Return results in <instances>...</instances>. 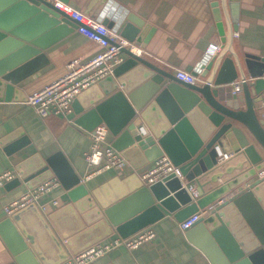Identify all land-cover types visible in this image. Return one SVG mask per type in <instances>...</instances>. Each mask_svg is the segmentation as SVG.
Wrapping results in <instances>:
<instances>
[{
	"label": "crops",
	"instance_id": "1",
	"mask_svg": "<svg viewBox=\"0 0 264 264\" xmlns=\"http://www.w3.org/2000/svg\"><path fill=\"white\" fill-rule=\"evenodd\" d=\"M85 2L86 0L69 1L79 10ZM97 4L95 2L94 7ZM215 8L219 9L223 35L219 33ZM103 17H108L113 22L109 28L119 34L126 25H133L130 21L132 18L141 21L134 40L130 42L131 51L174 75L177 69L195 72L203 66L204 70V67L213 61L211 68H208L202 77L204 83L209 82L210 86L214 87V79L223 61L230 62L231 59L241 74L231 82H222L217 86L229 94L234 93L233 82L236 80H241L242 77H247L249 83L255 80L246 75V59L264 61V0H105L99 15L93 18L102 22ZM26 20L30 21L29 18ZM102 49L103 45L74 28L64 37L42 49L44 61L40 65L34 64L32 70H27L31 72L18 82L11 83L0 76V175L6 171L14 173V178L0 187V264H52L65 255L69 257L76 254L78 251H75L87 241L94 240L90 244L93 245L106 243L120 236L105 214L100 218L104 220L102 226H97L100 219L90 223L85 220L83 216L86 211L82 214L76 203L87 196L91 195L94 206H100V202L112 200L116 202L117 198L121 202L128 198V202L116 209L118 215L127 216L139 210L136 201L129 198L140 182L146 185L141 173L151 165L154 158L165 154L156 139L155 146H150L149 149L158 148L153 150L154 155L150 157L151 154L148 155L134 139L135 129L130 130L129 138L133 139V143L129 144L128 139L123 140L125 146L119 150L127 157L128 163L125 168L109 169L86 177L92 169L84 158V153L88 151L92 142L91 132L104 124L108 130L106 141L111 145L115 144L123 133L114 135L104 121L92 130L77 123L76 120L88 111L84 102L78 99L80 93L73 104L79 100L80 109L83 110L77 112L72 104V111L67 115L49 114L41 117L25 103L30 94L61 77L65 73L68 61L77 57L88 59ZM16 51L13 50L4 56H11ZM229 62L224 68L225 73L232 70ZM133 70V68L127 70L125 74L130 77ZM262 82L264 85V81ZM241 92L237 94L241 95ZM260 93H264V88ZM260 93H255V97L258 98ZM107 97L105 95L103 99ZM240 105L243 107L244 103L241 102ZM120 108V105L113 102L104 109V113L115 121L122 117ZM150 112L154 119L160 120L159 114H162L160 107L157 106V109ZM258 114L264 127V112L259 110ZM137 115L140 116V113L137 112ZM141 128L143 133H150L143 119ZM181 141L186 147L185 140L181 138ZM255 147L264 157L261 148L258 145ZM159 152L161 154H158ZM225 154L228 157L219 161L213 169L187 183L195 184L197 189L201 187L205 194L252 166L245 153L241 151L232 150ZM239 162H242L240 168H235L229 174L224 173L225 168L236 166ZM218 172H223V176L215 182L211 181V177ZM42 176L56 177L59 186L40 198L35 205L19 213L7 215L4 205L32 188L29 184L35 183L34 181ZM256 179H259L257 172L223 198L232 197L231 195L245 189ZM161 181L165 184L164 180ZM73 182L76 184L72 185ZM182 183L186 187V179ZM79 185H82L89 194L73 201L69 192ZM166 188L168 189V187L164 189ZM260 188L264 202V185ZM167 191L169 193L163 199L172 197L175 203L184 205L182 199L175 196L173 191L170 189ZM53 198L57 200L56 205L52 204ZM154 198L164 215L142 227L152 229L154 236L133 249L114 248L99 257L95 264H212L202 249L188 239L175 214L161 204L160 199L155 196ZM111 205H114L113 202ZM100 209L104 212V209ZM245 225L249 231H253L247 222ZM11 227L14 228V233ZM63 234L68 236L64 237ZM23 243L25 248L21 247ZM259 246L263 247L261 244ZM18 247L19 250L14 252Z\"/></svg>",
	"mask_w": 264,
	"mask_h": 264
},
{
	"label": "water",
	"instance_id": "2",
	"mask_svg": "<svg viewBox=\"0 0 264 264\" xmlns=\"http://www.w3.org/2000/svg\"><path fill=\"white\" fill-rule=\"evenodd\" d=\"M61 1L69 3L70 0ZM104 1L86 0L81 11L91 17H97ZM95 2L98 4L94 7ZM214 12L219 21V33L223 35L219 9L215 8ZM27 18L30 21L26 20ZM130 21L135 26L126 25L120 35L133 41L142 22L134 18ZM102 23L108 27L113 25L108 17H103ZM80 24L53 3L45 0H0L1 78L16 83L27 76L31 72L27 70H32L34 64L40 65L44 61L42 49L64 37ZM110 43L113 42L110 41ZM13 50L17 51L11 56H4ZM121 51L126 57L115 67L113 74L79 94L78 99L84 102L88 111L76 120L77 123L92 130L104 121L114 135L123 133L121 138L113 144L117 150L124 148L123 140L125 139H128L129 144L133 143V139L129 138V131L133 129H135L134 139L138 141V146L142 147L148 155L151 154L150 157L154 155L153 150L158 147H154L153 150L149 147L155 146L157 141L161 150L180 167L186 179V185L189 184L187 181H193L218 165L220 152L241 151L252 164L244 173L217 185L205 194L199 187V197L195 201L182 181L173 175L163 179L165 184L157 181L147 186L140 182L129 198L136 201L139 210L127 216L116 214L118 211L116 209L128 202V198L121 202L117 198L116 202L115 200L100 202V206H94L91 195L87 196L89 193L82 185L69 192L73 201L87 196L76 203L82 214L86 211L83 217L87 222L98 220L105 214L116 232L121 237H126L164 215L156 204L154 196L175 214L178 221H182L199 209L221 199L264 167V157L255 147L258 145L264 154V127L256 105L258 98L255 97V93H260L264 88L262 82L264 79L261 78L264 73V61L257 62L253 58L245 60L246 75L255 80L249 83L247 77H242V92L239 95L229 94L225 89L217 87L222 82H231L241 74V71L236 70L231 59L230 62L223 61L214 79L215 86L212 87L209 82L189 83L180 80L174 74L164 71L127 47L121 48ZM32 57L35 58L26 62ZM227 62L230 63L232 70H227L228 72L225 73L224 68L228 66ZM212 64L213 61L204 67L205 71L201 72V76L206 74V70L211 68ZM132 68L134 69L132 75L128 77L125 72ZM105 95L108 97L103 99ZM79 100L73 104L77 112L83 110L80 109ZM113 102L120 105L123 113L122 117L115 121L104 113V109ZM241 102L244 103L243 107L240 105ZM93 104L96 105L91 107ZM157 106L162 110V114H159L160 120L154 119L150 112L152 109H157ZM142 119L150 129L149 134L143 133ZM180 137L185 140L186 147ZM123 156L127 158L124 153ZM241 166L242 162L237 163L236 166H229L225 168L224 173L229 174ZM222 176L223 172H218L211 177V181L215 182ZM46 177L42 176L34 181L35 183H30L29 187L48 178ZM74 184L76 182L72 183ZM263 185L264 179L252 181L248 187L219 203L186 230L188 239L202 249L212 264H264V202L260 193V187ZM165 187L182 199L184 205L175 203L172 197L163 199L169 193L167 188L164 189ZM112 202L114 205H111ZM32 205L35 204L31 203L15 213ZM100 208L104 209V212ZM246 222L253 231L247 229ZM103 224L104 220L100 219L97 226ZM13 230L14 228L11 227V231ZM63 236L68 235L63 234ZM93 242L94 240L87 241L75 252H79ZM260 244L263 247H260ZM21 247L25 248V244H21ZM17 250L19 247L14 252ZM66 258L68 256L65 255L52 264H58Z\"/></svg>",
	"mask_w": 264,
	"mask_h": 264
},
{
	"label": "built area",
	"instance_id": "3",
	"mask_svg": "<svg viewBox=\"0 0 264 264\" xmlns=\"http://www.w3.org/2000/svg\"><path fill=\"white\" fill-rule=\"evenodd\" d=\"M45 1L53 3L57 8L66 12L72 19L81 23L77 27L78 31L103 45V49L100 52L88 59L77 57L68 61L66 63L65 73L61 77L30 94L25 100V103L31 106L41 117H46L49 114L67 115L72 111L73 101L79 93L113 74L115 67L122 63L126 57L125 53L121 51V48L127 47L130 49L131 41L70 3H65L61 0ZM110 41L113 43H110ZM202 70L203 66L202 69L195 71V73L177 69L175 76L189 83H204L205 80L201 76ZM261 78L264 79V74ZM241 90L242 80L233 82V92L238 93ZM256 103L258 110L264 112V93L259 94ZM107 131V127L101 124L90 134L92 142L88 151L84 153V158L87 165L92 169L86 177L109 169L121 170L128 163L127 159L119 150L110 143H107ZM227 157V154L220 153L219 161ZM170 175L179 178L181 181L185 180L180 167L175 165L169 156L161 154L154 158L151 165L141 173V178L146 185H151ZM257 175L259 178L264 177V167L257 171ZM12 178H14L12 171L2 173L0 175V187ZM58 186L59 180L56 177H49L10 200L4 205V210L7 215H12L31 203H37L40 198L49 194ZM186 187L193 201L197 200L199 194L195 184L189 183ZM225 199L227 198L222 197L214 202L213 205H209V208L199 209L197 212L180 221L179 225L182 230L186 231L202 216L214 209ZM52 204L56 205L57 200L53 198ZM153 236L154 231L152 229L148 227L141 228V230L129 236H117L112 241L90 245L58 264H95V261L99 257L114 248L125 247L127 249H133L144 241L151 239Z\"/></svg>",
	"mask_w": 264,
	"mask_h": 264
}]
</instances>
